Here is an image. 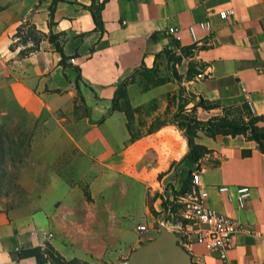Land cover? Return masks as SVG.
<instances>
[{"label": "crops", "instance_id": "crops-1", "mask_svg": "<svg viewBox=\"0 0 264 264\" xmlns=\"http://www.w3.org/2000/svg\"><path fill=\"white\" fill-rule=\"evenodd\" d=\"M52 1L0 0V120L21 115L28 125H37L43 133V163L54 164L57 158L64 163L67 157L71 175L67 178L104 180L106 196L111 180L125 177L136 182L143 208L148 185L150 195L155 191L172 196L167 193L171 188L159 186L162 181L152 183L165 165L178 163L177 175L169 181L173 195L187 180L191 183L192 170L198 171L201 187L208 193L205 205L240 226L227 248L229 264H264V154L256 142L242 135L212 138L199 131L195 142L209 152L196 167L185 157L187 139L175 117L189 114L206 121L221 116L224 107L250 103L251 112L260 117L258 124L264 126V0H107L101 10V30L88 9L91 0H58L51 12ZM229 8L233 15L218 16ZM203 20L210 21L211 28H198L200 41L193 42L188 26ZM24 21L51 34L53 42L44 38L38 50L26 56L19 55L21 46L10 49L16 28ZM168 27L178 28L180 41L166 33ZM71 56L74 63L68 61ZM167 67H173L176 76L167 75L165 81L147 89L144 74L155 70L154 80L161 81ZM122 79L129 80L131 120L112 109L111 99ZM180 88L216 107L164 111L168 93L174 92L179 99ZM153 100L158 107L154 108ZM164 117L167 121L161 123ZM244 150L250 153L244 156ZM55 173L49 166L42 174L28 177L66 179ZM221 185L249 186L245 206L227 202L217 189ZM51 186L47 184V191ZM94 186L91 182L92 198L101 193ZM62 189L64 197L73 193L66 182ZM155 198L160 210L162 198ZM105 201L82 205L84 214L77 222L61 218L57 236L50 231L49 215L41 212L62 214L72 208L77 211V205L65 203L56 210L55 205L42 204L37 212L25 210L18 215L0 205V264H36L32 256L18 257L19 250L47 244L66 259L89 264L126 258L148 242L136 236L141 233L136 226L144 222L132 228L134 238L126 235L129 230L116 213L101 225L96 219L86 224V213L111 211ZM148 219L146 214L149 223ZM48 233L52 236L47 237ZM179 243L192 261L221 264L193 238L183 236Z\"/></svg>", "mask_w": 264, "mask_h": 264}, {"label": "rangeland", "instance_id": "rangeland-1", "mask_svg": "<svg viewBox=\"0 0 264 264\" xmlns=\"http://www.w3.org/2000/svg\"><path fill=\"white\" fill-rule=\"evenodd\" d=\"M166 69V73H162L166 75H164L161 81L154 80V76H158L155 70L144 74V79H142V81H146L145 87L147 88L150 85L165 81L167 75L172 77L171 68L167 67ZM179 94V99H176L177 94H174V92L173 94L168 93V103L164 111H183V109L195 111L196 107L199 106L198 98L195 97L194 94H186V90L182 88L179 89ZM155 100H153V104L155 105L154 108L159 106L154 102ZM149 106L151 105L149 104ZM166 119L167 118L161 121V123L167 121ZM169 119H171V122H174V113ZM42 135V130H38L37 125L33 127L28 125L25 118L21 115L14 117L9 116L0 120V205L5 209L18 215L23 214L25 210H29L30 213L28 214L37 212L36 210H39V207H44L42 204L49 203L52 204V206L55 205L57 207L56 210H58L59 205H64L65 203H70L71 206L77 205V211H73L74 209L72 208L70 211L62 214L56 210L55 214H52V211L41 212L42 214L49 215L47 219L52 223L50 231L54 233V236H57L56 229H58V223L62 221L65 216L71 221L77 222V220H82L81 217L84 214V212L81 211L82 205H94L96 202L97 204H102L106 203L105 200L109 202L107 203L111 211H108V214L105 211L86 213L88 215V218L85 220L86 224L89 225L91 221L96 219L99 225H101L102 222L107 220V216L115 215L116 213L119 215L117 218L119 217L118 219H122L124 225L128 228L129 232H126L128 237L134 238L135 234L132 228L135 227L136 223L144 222V225H146L149 230L136 233V236L141 238L144 242H147L150 238L157 235L159 226L163 222L170 220L167 213L158 209L157 205L159 203L155 201V197H163L164 195L162 194H164V192L159 193L152 191L153 194L150 195V189H152L150 185L146 188L145 206L143 208L141 204V187L132 180L125 177L111 180L110 184H108L110 190L108 196H106L108 189L105 188L107 184H104V180L99 182L98 180L90 181L79 178H67L69 174L67 172L68 167H66L67 157L62 159L64 163H60L59 158H57L54 164L43 163V148L40 140ZM177 164L178 163L173 161L165 165L163 168L164 170L158 173L157 178L152 180V183L162 181V183H159L160 187L165 184V190H168V187L169 189L172 188V184L169 181H172L177 175ZM49 166L55 170L56 175L64 176L66 179L36 180L28 177L31 173L42 174L44 170L49 169ZM169 172L170 174H168ZM65 182L73 188V193L66 195V198L64 197L66 191L62 189ZM91 182L95 185V191L97 189L101 191L100 195L95 196V198H92L90 195ZM49 183H51L52 186L49 191H47L46 186ZM154 187H156V189L158 188L156 184ZM142 189H144L143 186ZM167 193H172L173 195L172 190L167 191ZM167 197L171 196L167 194L166 198ZM162 203H164L163 200ZM146 214L150 219H148L150 221L149 223L146 220ZM179 220L178 217L170 222L171 224H175ZM53 226L56 227L55 230ZM165 227L168 231H175V228H173L170 223L166 224ZM175 234L178 235L177 232H175ZM92 262L95 264H110V262L113 261L95 260Z\"/></svg>", "mask_w": 264, "mask_h": 264}, {"label": "trees", "instance_id": "trees-1", "mask_svg": "<svg viewBox=\"0 0 264 264\" xmlns=\"http://www.w3.org/2000/svg\"><path fill=\"white\" fill-rule=\"evenodd\" d=\"M58 0L52 1L53 5ZM91 0V4L88 9L91 12L93 21L96 28L102 29L101 10L107 0L97 1ZM48 38L53 42V37L50 34H45L36 29V27L29 21L22 22L17 28L12 37V43L10 49L16 46H21L19 55L26 56L39 48L40 42ZM173 76H176V71L171 67ZM128 85L127 79H122L115 90L114 96L111 99L112 109L115 111H122L126 114L129 120H131V106L128 100L126 87ZM199 106L205 109L216 107V104L206 102L205 100H199ZM177 123L184 129L185 136L188 144V151L185 155L188 161L194 166L199 167V159L209 152V149L203 145L195 142L197 133L203 132L208 137L214 138L216 135H242L248 140H253L257 144V148L264 154V126L258 124L260 117L255 116L247 104L240 106H229L223 108V114L218 117L209 118L206 121L198 120L193 115H183L177 113L175 115ZM250 152L244 150L242 154L247 156ZM192 172V171H191ZM190 172V181H191ZM191 189V183L187 180L181 187L179 193L189 191ZM178 193H174L177 195ZM32 256L36 260V264H89L86 261L78 259H66L65 257L57 254L55 250L48 244L41 247L35 246L31 248L20 249L18 257Z\"/></svg>", "mask_w": 264, "mask_h": 264}, {"label": "built area", "instance_id": "built-area-1", "mask_svg": "<svg viewBox=\"0 0 264 264\" xmlns=\"http://www.w3.org/2000/svg\"><path fill=\"white\" fill-rule=\"evenodd\" d=\"M232 8L223 9L218 12V16L222 19L233 15ZM209 31L211 23L208 20L199 21L196 25H189L188 32L193 42L200 41L197 29ZM166 33L174 40L180 41L181 36L178 33V28L168 27ZM68 61L75 62V57L71 56ZM201 76V74H199ZM250 107V103L248 104ZM219 193L226 197L227 202L235 203L237 208H243L251 195L249 186L241 185L235 189H231L227 185L217 187ZM173 191V188H171ZM176 192V191H175ZM207 191L201 187L200 176L198 171L194 174V183L188 192L187 198H177V195L167 197L164 195L161 201L160 211H164L170 217V220L163 222L175 228L174 232L178 233L179 241L184 236L187 240L194 239L195 243L200 244L205 251L210 254H215L221 264H229L227 255V248L230 244L232 237L239 230V224L230 216L217 212L205 205L207 199ZM175 224L170 221L177 219ZM138 232L148 231V227L144 224L136 226ZM52 234L48 233L47 237ZM192 264H200L199 262L192 261ZM244 264H259L257 261Z\"/></svg>", "mask_w": 264, "mask_h": 264}, {"label": "water", "instance_id": "water-1", "mask_svg": "<svg viewBox=\"0 0 264 264\" xmlns=\"http://www.w3.org/2000/svg\"><path fill=\"white\" fill-rule=\"evenodd\" d=\"M110 264H192V259L179 243L178 235L161 224L154 238Z\"/></svg>", "mask_w": 264, "mask_h": 264}, {"label": "bare ground", "instance_id": "bare-ground-1", "mask_svg": "<svg viewBox=\"0 0 264 264\" xmlns=\"http://www.w3.org/2000/svg\"><path fill=\"white\" fill-rule=\"evenodd\" d=\"M195 172H196V170H193L192 172H191V187H192V185H193V183H194V174H195ZM180 191V190H179ZM179 191L177 190V198H187V195H188V192L189 191H186V192H183V193H179Z\"/></svg>", "mask_w": 264, "mask_h": 264}]
</instances>
